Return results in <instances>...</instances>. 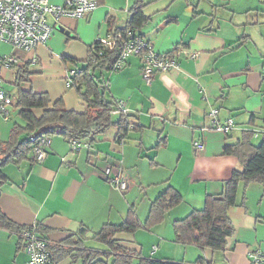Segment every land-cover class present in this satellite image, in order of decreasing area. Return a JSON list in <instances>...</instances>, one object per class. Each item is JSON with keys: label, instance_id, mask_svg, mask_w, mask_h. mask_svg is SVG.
<instances>
[{"label": "crops", "instance_id": "0c3cea01", "mask_svg": "<svg viewBox=\"0 0 264 264\" xmlns=\"http://www.w3.org/2000/svg\"><path fill=\"white\" fill-rule=\"evenodd\" d=\"M138 1L99 0L97 8L84 18L64 17L59 24L50 20L55 31L46 44L26 52L0 42V59L15 56L19 67L34 60L37 65L46 60L66 63L64 57L67 62L86 60L98 40L128 26L131 9ZM144 11L150 20L137 31L156 51L170 53L184 48L198 56L181 54L179 68L157 73L151 85L142 78L138 56L130 57L121 70L97 72L104 98L126 102L131 124L126 137L118 141V127L112 126L91 141L90 148L75 153L68 138L56 133L51 136L44 161H35L31 150L20 161L4 166L8 182L2 186V211L18 226L41 224L55 260V248L68 246L64 240L81 230L90 231L85 236L86 246L97 249L91 236L105 224H120L132 215L145 222L147 219L142 220L136 212L137 206L146 208L148 218L152 202L169 187L183 197L169 210L163 224L165 230L171 227L173 232L176 220L203 209L208 195L220 194L224 181L234 171L243 170L240 159L225 152L227 147L240 142L246 132L251 133L253 145L264 140V0H161V4ZM12 67L0 61L1 81L15 78ZM41 68L39 74L43 73ZM68 71L66 68L62 83L57 81V75L63 74L57 67L54 83L22 89L47 93L52 103L63 99L67 109L83 113L88 103L71 87ZM8 93L16 96L18 92ZM215 109L218 113L213 117ZM18 112L14 105L8 118L0 115V142L11 138L16 124L26 127ZM34 113L40 117L43 110L35 109ZM121 117L122 113L112 112V120ZM214 120L222 126L232 121L233 127L228 132L213 129ZM27 136L23 134L20 140ZM196 136L204 140L203 151L193 146ZM109 166L115 175L128 179V191L122 192L103 179V171ZM241 189L239 200L244 194L245 204L228 210L235 232L227 239L224 252L195 244H191L193 251L173 243L159 246L154 238L145 258L187 263L205 258L214 264H251L249 252L264 243V185L253 181ZM134 235L120 233L117 238L141 255L144 249ZM168 237L173 239V233ZM173 247L182 254H173ZM184 249L185 257L191 254L188 260L178 259ZM29 260L18 233L0 227V264H29ZM56 264L75 263L66 256Z\"/></svg>", "mask_w": 264, "mask_h": 264}, {"label": "trees", "instance_id": "16d2710c", "mask_svg": "<svg viewBox=\"0 0 264 264\" xmlns=\"http://www.w3.org/2000/svg\"><path fill=\"white\" fill-rule=\"evenodd\" d=\"M144 8L143 0H139L131 9L128 26L117 30L137 31L143 28L150 20V16L145 13ZM96 48H98L97 42L89 49L88 57L85 60L87 64L78 70V73L71 80V87L76 88L88 103L85 112L79 113L67 109L63 99L52 103L47 93L20 89L16 94L17 100L13 106L15 105L19 109V114L27 125L22 127L16 124L12 130L11 138L8 141L0 142V197L2 186L8 182V177L3 170L4 166L9 162L20 161L32 150L33 143L30 136L39 129L45 128L41 132L44 136L51 137L53 134L60 133L67 138L79 136L89 139L90 143L100 133L112 126L118 127V141H122L128 134L131 126L128 117L122 114L118 121L112 120L115 103L104 98V93L99 88L103 83L99 81L97 76V72L111 71L110 66L115 62L117 53L106 51L103 56L97 57L96 63H93ZM63 59L67 62L65 57ZM26 66L27 64L20 67L16 72L17 83H21L26 78L24 77ZM35 109L43 110L40 117L34 113ZM23 134L28 136L26 139L20 140ZM250 137L251 133L246 132L240 142L227 147L225 151L227 154L236 155L240 159L244 166L243 170L234 171L232 177L224 181L223 191L220 194L208 195L203 209L193 210L185 218L174 222L175 240L177 242L195 244L201 248H210L220 252L226 250L227 239L233 236L235 232L233 223L228 216V210L231 207L245 204L244 194L241 201L238 199L240 186L247 187L253 181L264 185V140L258 145H253ZM182 200V195L174 188L169 187L152 202L145 222H140L136 216L132 215L123 223L105 224L100 231L92 233L91 239L104 243L108 247L109 254L114 255L113 264H129L133 257L140 254L136 250L122 245L117 235L135 233L140 227L149 228V226L163 221L167 212L180 204ZM0 227L18 232L25 226L14 224L0 206ZM42 228L41 224L36 225V230L41 234H43ZM89 232L88 229L81 230L77 236H70L64 240V244L70 243L68 246L56 247L58 257L56 256L57 260L54 259L55 264L66 256H71L75 264H106L100 257L102 254L100 250L90 249L86 246L85 236ZM139 264H214V262L207 261L205 258H199L194 263H187L141 257Z\"/></svg>", "mask_w": 264, "mask_h": 264}, {"label": "built area", "instance_id": "2783aa9c", "mask_svg": "<svg viewBox=\"0 0 264 264\" xmlns=\"http://www.w3.org/2000/svg\"><path fill=\"white\" fill-rule=\"evenodd\" d=\"M98 6L97 0H64L63 4H54L50 0H0V42L7 43L13 48H22L31 51L39 45L46 44L52 37L55 28L50 20L59 24L64 17L81 19L94 11ZM98 48L94 51L93 63L106 51L117 53L115 62L110 66L111 71H118L126 67L132 56H138L142 62V78L147 85H151L157 73L168 72L179 68L178 57L181 54L196 58L197 52L187 49H175L170 53H160L138 31L114 30L108 37L97 41ZM0 61L6 66L17 65L19 60L15 56H6ZM78 69H71L67 79L72 80ZM17 97L8 93L0 80V115L8 118L10 108ZM115 112L124 115L129 113L124 100H116ZM113 111V112H114ZM218 110L211 112L215 117ZM233 127L229 121L226 126L213 121L212 128L228 132ZM32 140V155L35 161L42 162L48 154L51 137L42 134L30 136ZM72 152H79L82 148H90L91 143L79 136L68 137ZM197 151L205 148L204 140L196 136L193 141ZM102 177L112 186L125 192L130 188L128 179L122 174H114V168L109 166L104 169ZM21 238L24 249L30 256L29 264H55L49 240L36 230V225L25 226L17 232ZM252 264H264V243L262 246L249 252Z\"/></svg>", "mask_w": 264, "mask_h": 264}, {"label": "rangeland", "instance_id": "374dc122", "mask_svg": "<svg viewBox=\"0 0 264 264\" xmlns=\"http://www.w3.org/2000/svg\"><path fill=\"white\" fill-rule=\"evenodd\" d=\"M144 4L146 6L145 7L146 10H151V8H153L154 6L161 4V0H144ZM16 49L20 50V51L24 50L22 48H16ZM24 51L30 52L27 50H24ZM31 51H33V50H31ZM37 64H38V62L36 60H34L33 62H31L30 64H28L26 66L25 73H24V77H26L25 78L26 80L24 79V81H21V83L16 82V76H15V78H10V77L4 78V80L2 82H3L5 90H7L8 92L9 91L18 92L20 89H22L26 85L29 86L30 89L31 88L33 89V88H37V87H44L48 84L54 83L56 81L54 78V74H55V71H57V67L60 68L62 70V73H63L62 75L61 74L57 75V81L62 83L65 80L64 75L66 72V68H69V70L70 69L80 70L87 63L85 60H78L76 62L68 61L66 63L61 62L60 64H57V62H55L53 60H46L39 65H37ZM41 67H43V70H42L43 73L39 74L38 70L42 69ZM19 68L20 67L17 65V66L12 67L10 71L17 72ZM72 90H74V89H72ZM74 91H76V90H74ZM17 115H19V112L17 113ZM60 136L63 137L62 134H60ZM132 187L133 186H131V189H132ZM242 187H243V185L240 186L238 199L242 195V192H243L241 189ZM136 212L141 214L142 220L145 221L147 219L146 208H142L141 206L140 207L137 206ZM168 212H167V214H168ZM167 214L165 215V218L163 221L156 223L153 226L151 225V226H149V228L143 226L142 228L140 227L136 230L134 236L136 237V241L139 244V247H141L142 250L144 249V253H142L141 255H136L135 257H133L129 264H139L141 257H147V255L145 253L150 252L149 250H151L152 245L154 244V241H153L154 238H155V243H156L155 245L160 246L161 243H173L175 245H182V246H184V248L188 247L189 250L193 251V247H194L193 245L183 244V243L181 244L175 240L176 235H175L173 225H172L173 232H172L171 227H170L171 232L168 229L165 230L163 224H165ZM158 231H161V232H158ZM172 233H173V239H170L168 236H170ZM91 241H93V240H91ZM93 246H95L98 250L101 251L102 254H100V257H102L103 261L106 262V264H113L114 255L109 254L108 247L104 243H101L98 241H93ZM174 249H175V247L172 248L173 254H175L176 252L181 253L179 249H177V250H174ZM185 252H186V249H184L183 255L178 259L184 258V259L188 260L189 256H191V254L189 253L188 257H185V255H186ZM196 259L197 258H195L193 260H196ZM249 262L251 263V261H249Z\"/></svg>", "mask_w": 264, "mask_h": 264}, {"label": "water", "instance_id": "95a60500", "mask_svg": "<svg viewBox=\"0 0 264 264\" xmlns=\"http://www.w3.org/2000/svg\"><path fill=\"white\" fill-rule=\"evenodd\" d=\"M61 30H63L62 27H59ZM68 34V31H66ZM45 128L39 129L35 134H41V132L44 130Z\"/></svg>", "mask_w": 264, "mask_h": 264}]
</instances>
